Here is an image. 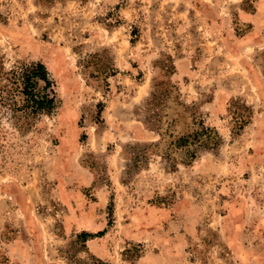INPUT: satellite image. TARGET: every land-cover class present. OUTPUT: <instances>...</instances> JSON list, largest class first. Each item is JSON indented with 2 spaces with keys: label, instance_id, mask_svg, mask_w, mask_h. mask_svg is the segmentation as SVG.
Returning a JSON list of instances; mask_svg holds the SVG:
<instances>
[{
  "label": "rangeland",
  "instance_id": "1",
  "mask_svg": "<svg viewBox=\"0 0 264 264\" xmlns=\"http://www.w3.org/2000/svg\"><path fill=\"white\" fill-rule=\"evenodd\" d=\"M0 57L57 100L0 106V264H264V0H0Z\"/></svg>",
  "mask_w": 264,
  "mask_h": 264
},
{
  "label": "trees",
  "instance_id": "2",
  "mask_svg": "<svg viewBox=\"0 0 264 264\" xmlns=\"http://www.w3.org/2000/svg\"><path fill=\"white\" fill-rule=\"evenodd\" d=\"M152 95L154 94L152 93ZM56 102L54 82L42 62L36 61L5 67L4 61L0 57V106L12 112L14 119L22 122L19 128L23 125L24 129H31L40 115L50 114L54 111ZM145 124L151 126L162 140L163 137L158 126H152L146 121ZM198 125L199 129H193L185 137H179L169 143L173 146L180 142V147L185 149L187 160L185 163H190L196 157L199 148L219 144L220 137L215 129L204 126L201 122ZM157 146L158 143L142 144L140 151L131 156V165L137 169L145 167L149 155L157 154L153 149H149L157 148ZM112 198L111 196L107 207L110 214L113 207ZM104 232L102 230L92 234L82 231L77 236L82 242H85L87 239L103 235ZM94 259L93 264H107L98 258Z\"/></svg>",
  "mask_w": 264,
  "mask_h": 264
},
{
  "label": "crops",
  "instance_id": "3",
  "mask_svg": "<svg viewBox=\"0 0 264 264\" xmlns=\"http://www.w3.org/2000/svg\"><path fill=\"white\" fill-rule=\"evenodd\" d=\"M147 136H149V135H147ZM83 184H87V185H89V178H87V179L84 181ZM84 214H86V215L89 216V206H88V209L84 211Z\"/></svg>",
  "mask_w": 264,
  "mask_h": 264
}]
</instances>
